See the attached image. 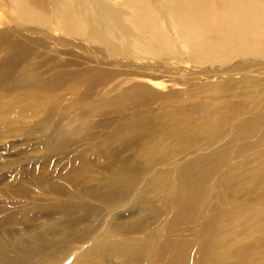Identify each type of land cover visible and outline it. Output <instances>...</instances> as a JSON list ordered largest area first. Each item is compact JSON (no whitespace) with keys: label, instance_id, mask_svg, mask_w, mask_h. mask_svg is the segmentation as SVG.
<instances>
[{"label":"rangeland","instance_id":"rangeland-1","mask_svg":"<svg viewBox=\"0 0 264 264\" xmlns=\"http://www.w3.org/2000/svg\"><path fill=\"white\" fill-rule=\"evenodd\" d=\"M35 2L34 12L49 25L26 21L9 0H0V207L20 200V181L27 185L28 179L51 170L53 183H65L60 173L70 165L89 175L84 186H97L116 171L124 146H134L125 156L135 152L131 162L144 170L135 211L127 217L118 209L101 211L93 221L99 231L113 227L123 233L121 240L113 238L111 252H128L137 258L134 264H264V199H257L260 192L251 186L229 193L230 175L253 170L259 156L237 152L240 142L232 138L246 116L227 118L232 108L238 113L235 107L241 103L259 104L264 111V57L195 64L192 52L184 53L178 44L171 57H137L133 40L148 43V32L131 14L124 17L128 9L122 0H83L81 9L72 0L74 12L97 28L98 43L87 34L55 30V2L27 0L28 5ZM113 15L119 18L116 30L109 25ZM12 52L8 69L1 64ZM212 123L217 124L214 135ZM187 124L207 137V144L178 157L184 141L179 129ZM129 134L145 138L132 145L124 137ZM257 138L248 141L254 145L252 155L264 149ZM229 140L233 144L222 152V167L209 180L195 176L202 171L183 180V166H198L201 156L228 146ZM17 171H28L27 178ZM248 182L245 177L244 185ZM174 214L181 219L172 222ZM0 227L8 228L5 223ZM8 231L17 241L22 237L17 227Z\"/></svg>","mask_w":264,"mask_h":264},{"label":"bare ground","instance_id":"bare-ground-1","mask_svg":"<svg viewBox=\"0 0 264 264\" xmlns=\"http://www.w3.org/2000/svg\"><path fill=\"white\" fill-rule=\"evenodd\" d=\"M9 1L15 13L24 16L26 21L50 24H47L44 16L34 12L37 1L33 5H28L27 0ZM52 1L55 2L52 14L57 19L54 20V24L56 27L59 25L55 30H61L68 35L87 34L92 42H100L97 28H92L85 16L74 12L72 0ZM105 1L108 0H103ZM77 2L81 9L83 0ZM121 4L126 10L128 9L124 17L128 18L131 14L133 20L148 32V43L140 44V41L133 40L134 45L131 49L135 51L134 55L137 57L158 58L160 54L162 57H171L177 44L184 53L188 50L192 52L194 58L191 62L195 64L229 62L227 60L232 56L264 57V0H153L154 5L148 0H122ZM167 14L171 18H167ZM165 21L166 27H164ZM118 22L119 18L113 15L109 25L116 30L120 26L117 27ZM125 51L131 53L129 49ZM14 57L15 53L12 52L1 65L9 69ZM18 58H20L19 52L16 60ZM258 100L260 99L257 98L256 101ZM259 106L255 103V106L248 107L241 103L235 107L238 113H234L233 108L228 112V120L233 119L231 117L234 114L235 118L246 116L242 123L236 125L237 128L235 127L232 136L240 142L237 152L240 151L245 155L251 152L252 157L259 156V158L254 160L253 170L246 174H238L237 177L230 175V180L227 175V179L229 185L233 187L230 194L237 195L241 187L246 191L251 186L255 192H260L257 199H264V149L252 155L254 152L250 150L254 145L248 142L252 137L257 136L256 144L260 143L264 146V111ZM252 114L258 115L251 119ZM138 127L140 128V125ZM210 127L211 135L217 134L218 130H212L213 127L217 128V124L215 126V123H212ZM179 132L184 136V141L183 148L177 153L178 157L200 150L207 144V137L201 135V132L190 124L182 126ZM207 136L210 137V134ZM124 137L125 140H131L132 145L145 138L140 134H129ZM219 139V135H216L215 142H220ZM186 141L187 145H185ZM232 144L233 142L229 140L228 146L225 145L212 152L210 150L208 154L197 160L198 166L192 167L191 164L183 166L180 170L183 180L189 181L196 171L202 172L195 176H202L198 178L203 181L209 180L222 167V152L228 150ZM132 147L134 146H124L125 149L121 151L124 159L121 160L118 156L119 165L116 171H111L110 176L100 181L97 186L92 184L84 186L88 183L89 175L83 168L71 165L69 170L62 173L58 171L61 180L65 183H53L51 170L47 175L40 174L41 178L28 179L31 185L35 186L34 190L28 188L30 183L26 185L23 181L18 182L19 190L16 194L20 200L8 202L7 205L3 204L0 207L1 215L6 214L1 217V224L5 223L8 226V228L0 227V264H134L137 258L130 256L128 252L122 253L116 250L111 252L110 246H113V241L121 240L119 236L123 233L113 227L99 231V227L93 224L101 211L110 213L118 209L121 217H127L130 213L132 216L135 211V192L138 189L137 184L144 178V170L131 162L135 152L130 151L131 155L125 156L127 154L125 151ZM48 149L47 145L46 150ZM175 153L176 150H172V154ZM218 156H220L219 160ZM19 173L27 178L28 171L16 172L17 175ZM252 176L256 179V185L250 179ZM245 177L249 182L244 185ZM81 190L88 193L78 194L77 192ZM162 212L164 213L163 205ZM179 219H181L179 214L171 217L172 222ZM130 223L129 230L134 227V223ZM9 227H17L22 233L19 241L9 235ZM97 233L99 235H96ZM94 258L99 261H94Z\"/></svg>","mask_w":264,"mask_h":264}]
</instances>
